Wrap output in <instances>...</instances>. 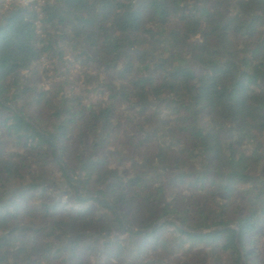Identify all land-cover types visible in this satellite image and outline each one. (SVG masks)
<instances>
[{
  "label": "trees",
  "instance_id": "1",
  "mask_svg": "<svg viewBox=\"0 0 264 264\" xmlns=\"http://www.w3.org/2000/svg\"><path fill=\"white\" fill-rule=\"evenodd\" d=\"M41 1L0 18V264L264 260V0Z\"/></svg>",
  "mask_w": 264,
  "mask_h": 264
},
{
  "label": "rangeland",
  "instance_id": "2",
  "mask_svg": "<svg viewBox=\"0 0 264 264\" xmlns=\"http://www.w3.org/2000/svg\"><path fill=\"white\" fill-rule=\"evenodd\" d=\"M8 0H5V4L2 7V9H0V18L5 16L8 11L10 10V7L13 5V3H7ZM44 2L46 4H52V1H45ZM43 4V3H42ZM39 34V31H38ZM42 64V66H40V70H39V75L36 78V80H40V81H44L46 83H50L51 87H54L56 84L61 83L62 78L58 77L57 74H54L52 72H46V69L44 66V63L40 62ZM69 78H67V80L69 82H71L73 84V86L76 87V92L77 94H79L80 98H85L87 99V101L85 102V104H92L94 105L97 109L101 108L102 105H104L103 102V97L99 96L97 94V91H95L94 87L96 86V84H94L93 86L88 87L87 83H88V77L92 75L91 70L87 69L86 67H81V66H75V67H71L69 70ZM51 73V74H48ZM102 78V77H101ZM106 81H109V78L106 79ZM100 82V80H99ZM57 87V86H56ZM113 109H118L120 111L119 115L121 114V112L123 111L124 107L121 103H117V104H111ZM105 106V105H104ZM117 147V146H115ZM113 148V147H112ZM116 149V148H115ZM119 152L123 153L125 157L129 158L131 157V154L129 152V149H120ZM137 160L139 162H142V157L141 154L140 156L137 158ZM263 256H264V248H263ZM258 260V264H263L264 260L263 259H257ZM243 264H247V263H243Z\"/></svg>",
  "mask_w": 264,
  "mask_h": 264
},
{
  "label": "water",
  "instance_id": "3",
  "mask_svg": "<svg viewBox=\"0 0 264 264\" xmlns=\"http://www.w3.org/2000/svg\"><path fill=\"white\" fill-rule=\"evenodd\" d=\"M40 136H41L43 139L47 140V141L50 143V145H51L52 150H53V152H54V154H55V156H56V159H57L58 163L63 167V170L66 172V174L69 175V171H68L66 165L62 162V160H61L60 157L58 156V152H57V148H56L55 144H54L49 138H46L45 136H42V135H40ZM70 183L74 185V184H77L78 182L76 181V179H75L74 177H71V178H70ZM77 190H78L79 193H81V187H80V185L78 186ZM88 198H96V199H99V196H98V195H89V196H88L87 198H85V199L81 198V200H86V199H88ZM101 204H102V207H103V208L110 210L111 212H113V214H114L116 217H118V214L115 212L114 208L111 207L110 205H108L107 202H105V201H101ZM123 226H124L125 230H126L128 233H130V234H133V235H141V234H142V233H134L131 229L127 228V227L124 225V223H123Z\"/></svg>",
  "mask_w": 264,
  "mask_h": 264
},
{
  "label": "built area",
  "instance_id": "4",
  "mask_svg": "<svg viewBox=\"0 0 264 264\" xmlns=\"http://www.w3.org/2000/svg\"><path fill=\"white\" fill-rule=\"evenodd\" d=\"M16 2L17 4H21V5H29V4H35L34 9L36 10V12L39 14L40 13V8L42 7V1L38 0V1H34V0H8L7 3H13Z\"/></svg>",
  "mask_w": 264,
  "mask_h": 264
}]
</instances>
